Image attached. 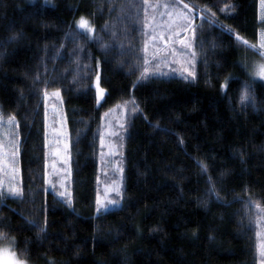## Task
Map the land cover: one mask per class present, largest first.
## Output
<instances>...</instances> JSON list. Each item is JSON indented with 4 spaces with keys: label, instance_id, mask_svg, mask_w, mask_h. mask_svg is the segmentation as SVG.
Instances as JSON below:
<instances>
[{
    "label": "trees",
    "instance_id": "1",
    "mask_svg": "<svg viewBox=\"0 0 264 264\" xmlns=\"http://www.w3.org/2000/svg\"><path fill=\"white\" fill-rule=\"evenodd\" d=\"M189 1L258 46L260 0H232L226 15L227 0L218 9ZM144 8V0H0V114L19 124L22 177L21 197L0 192V232L28 264H257L264 81L252 78L251 55H261L204 22L194 81L140 80ZM81 16L96 27L92 39L76 35ZM245 84L252 99L242 103ZM55 89L71 141V207L45 186V90ZM130 99L139 112L125 145L123 204L97 213L101 111Z\"/></svg>",
    "mask_w": 264,
    "mask_h": 264
},
{
    "label": "rangeland",
    "instance_id": "2",
    "mask_svg": "<svg viewBox=\"0 0 264 264\" xmlns=\"http://www.w3.org/2000/svg\"><path fill=\"white\" fill-rule=\"evenodd\" d=\"M231 1L232 0H227L226 3L223 1V4H225L226 7L221 5V14L226 15L231 12ZM154 2L153 5H156L157 3L169 2V0H154ZM218 2L219 0H215V3H213L212 0V6L217 8L219 6ZM183 5V2L179 3L175 9H165L163 7L159 9L152 8V12L150 14L148 13V23L150 25L153 23L155 24V31H153L152 26L144 27L145 38H143L144 42L142 44L144 58L146 57L150 61V71L156 64H159L160 72L166 74L154 77L180 78L185 81H194L196 79L199 48L200 46L203 47L202 39L200 42L196 41L197 29L204 22L210 24L203 19V17H206L207 15H211L210 17L215 18V20L219 22L213 14L212 7H202L203 12L198 11L196 14L192 7L184 8ZM166 12L172 13L171 19L168 15H160V13ZM177 12H182L187 15L189 18L188 22L183 23L181 20H178L176 16ZM153 16L155 17L154 22L152 20ZM199 16H202L201 19ZM259 17L262 22L263 30L259 36L258 46L264 51V47H261V45L264 44V5H262L261 2H259ZM211 20L215 21L214 19ZM172 21L181 23L182 26L174 28L173 31H169L167 25ZM207 27L208 26H206V29H208ZM221 28L224 27L221 26ZM221 31L233 35L232 32L226 29H221ZM94 35L95 33L89 34L88 37L92 39ZM153 36L156 38L152 39ZM161 37L163 38L161 39ZM181 39L184 40V44L180 43ZM165 41H167V43H165ZM145 43H147L146 52L144 51ZM193 53H195V55H193ZM260 64H264V56H257L256 54L251 55L252 70ZM185 68H189L193 71L195 77L193 78L192 76H189L188 72L184 71ZM97 74L101 77L100 70H98ZM97 74L92 83L95 93ZM253 79L264 81V78L259 76H256ZM53 91L54 90L47 91L49 95L47 99H45V186L46 192L54 194L56 198L68 204L67 201L70 200L72 202L73 183L72 158L70 151L71 141L61 90H59V97L52 95L51 93ZM105 96L106 92L104 98L100 100L99 103L97 102L98 106L103 103ZM131 108L132 104L124 105V103H120L112 108L103 109L101 111V124L98 131L100 143L98 152L99 171L96 189L97 196L99 195L102 206H99V211H97L98 205L96 204L97 213L118 209L123 204L125 145L131 121L139 112V109L136 112H132ZM105 113H107V115H105ZM12 116L6 117L0 114V192L3 195L18 198L22 195L20 166L21 137L19 127L14 126L15 124H18L16 118L14 122H9V117ZM60 133H64L65 135H61ZM101 136H103V146L101 145ZM66 144L68 146L67 149L65 148ZM14 147L16 148L15 151ZM65 160H67L66 163ZM53 162H55V168H53ZM11 189L19 190V195H13L10 191ZM61 193H64V195H61ZM110 200H118L119 204L111 205L108 203ZM255 212L257 264H262V259L264 258L261 257L259 248L261 244H264V207H257ZM8 238L14 239L13 237ZM0 249L4 250L3 255L0 256V264H12L13 259H19L24 261L25 264H28L27 261L16 251L15 244L14 247L10 246L7 239H0ZM9 250L13 255L9 254Z\"/></svg>",
    "mask_w": 264,
    "mask_h": 264
},
{
    "label": "snow or ice",
    "instance_id": "3",
    "mask_svg": "<svg viewBox=\"0 0 264 264\" xmlns=\"http://www.w3.org/2000/svg\"><path fill=\"white\" fill-rule=\"evenodd\" d=\"M182 2H183V0H169V2L157 3L156 5H153V4H151L149 2V0H144V5H145V8H144V20L142 21L144 23V27L152 26L153 27V31H155V24L153 23L152 25H150L147 22L148 19H149L148 8L159 9V8L163 7L165 9H175L177 4L182 3ZM260 2H261L262 5H264V0H260ZM183 7L184 8H188V5L184 4ZM137 15H138V18H139V14H137ZM160 15H168L170 17V19H171L172 13L171 12H166V13H160ZM176 16H177V19L181 20L183 23H187L188 22L189 18L184 13L177 12ZM152 20L154 22V20H155L154 16L152 17ZM74 23H75L76 29H78L76 35L83 34L85 37H87L89 34H94L96 32L95 25L88 18H86L84 16H81L79 18V20L75 21ZM181 26H182L181 23H177L176 21H172L171 23H169L167 25V28H168L169 31H173L174 28H179ZM155 38H156L155 36L152 37V39H155ZM162 38L163 37H161V39ZM236 39L239 41L242 38L237 35ZM165 43H167V41H165ZM180 43L184 44L185 42H184L183 39H181ZM243 43L245 45H247L248 41L247 40H243ZM101 47L108 48V47H110V45L102 43ZM251 47L255 48L254 45L251 46ZM261 47H264V44H262ZM144 51L145 52L147 51V43H145ZM193 55H195V53H193ZM262 55H264V53H262ZM149 63H150V61L146 57L143 58L142 69H141L140 77H139L140 80L152 78V77L157 76V75H166L165 73L160 72L159 64H156L155 67L150 71ZM184 71L188 72L189 76H192L193 78L195 77V73L193 71H191L189 68H185ZM252 76H253V78H255L256 76L264 78V64H260L256 68H254L252 70ZM185 78H187V77H185ZM95 87H96L95 96H96L97 102L99 103V101L104 98V95H105V92H106V89L101 86V77H100L99 74H97V76H96ZM221 87L222 88L226 87V84L222 85ZM51 94L56 96V97H59V95H60L59 89L54 90ZM48 95H49V93L47 92V90H45V99H47ZM251 99H252V94H251V91H250V85L245 84V86H244V88H243V90L241 92L240 100H241L242 103H245V102H249ZM123 103H124V105L132 104V108H131L132 112L138 111V105L136 104L134 99L125 100ZM105 115H107V113H105ZM14 121H15V117L14 116L9 117V122L10 123L14 122ZM14 126L15 127H19L18 124H15ZM60 134L61 135H65L64 133H60ZM113 134H115V133H113ZM10 143H11V141H10ZM103 143H104L103 136H101V145L102 146H103ZM67 147L68 146L66 144L65 148L67 149ZM15 150H16V148L14 147V151ZM66 162H67V160H65V163ZM200 167H201L202 171H206V166L205 165L200 164ZM53 168H55V162H53ZM121 171H122V169H121ZM10 191L13 193V195H19V190H17V189H11ZM61 195H64V193H61ZM67 203H68L69 207H71V201L69 200V201H67ZM108 203L111 204V205H118L119 201L118 200H110V201H108ZM96 204L98 205L97 211H99V206H102L101 205V200L99 198V195L97 196ZM0 239H7L9 245L14 247V244H15L14 239L8 238L7 233L0 232ZM3 251H4L3 249H0V256L3 255ZM259 251H260L261 257L264 258V244L260 245ZM9 254L13 255L10 252V250H9ZM12 264H25V262L22 261V260H19V259H13ZM262 264H264V259H262Z\"/></svg>",
    "mask_w": 264,
    "mask_h": 264
},
{
    "label": "bare ground",
    "instance_id": "4",
    "mask_svg": "<svg viewBox=\"0 0 264 264\" xmlns=\"http://www.w3.org/2000/svg\"><path fill=\"white\" fill-rule=\"evenodd\" d=\"M255 48H256V47H255ZM256 49H257V51H259V52H261V53L263 52V51L261 50V48H259L258 46H257Z\"/></svg>",
    "mask_w": 264,
    "mask_h": 264
},
{
    "label": "flooded vegetation",
    "instance_id": "5",
    "mask_svg": "<svg viewBox=\"0 0 264 264\" xmlns=\"http://www.w3.org/2000/svg\"><path fill=\"white\" fill-rule=\"evenodd\" d=\"M260 48V47H259ZM262 51H263V49H262ZM259 52V51H258ZM262 53H264V51L262 52ZM262 53L261 52H259V54H261L262 55ZM262 56H264V55H262Z\"/></svg>",
    "mask_w": 264,
    "mask_h": 264
},
{
    "label": "crops",
    "instance_id": "6",
    "mask_svg": "<svg viewBox=\"0 0 264 264\" xmlns=\"http://www.w3.org/2000/svg\"><path fill=\"white\" fill-rule=\"evenodd\" d=\"M246 47H248V48L252 49V51H253V48H252V47H249V46H246ZM256 48H257V46H256Z\"/></svg>",
    "mask_w": 264,
    "mask_h": 264
}]
</instances>
